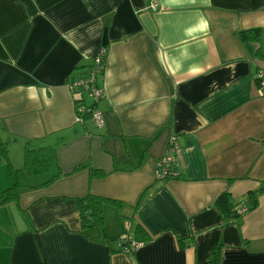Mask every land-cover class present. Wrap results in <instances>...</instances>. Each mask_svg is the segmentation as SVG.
Instances as JSON below:
<instances>
[{"label": "crops", "instance_id": "crops-1", "mask_svg": "<svg viewBox=\"0 0 264 264\" xmlns=\"http://www.w3.org/2000/svg\"><path fill=\"white\" fill-rule=\"evenodd\" d=\"M150 1L0 0V138L17 169L26 144L55 150L0 205V264H264V0ZM103 47L97 127L70 83ZM172 136L180 177L157 179ZM223 192L247 209L226 217ZM88 193L119 205L82 230Z\"/></svg>", "mask_w": 264, "mask_h": 264}, {"label": "trees", "instance_id": "trees-1", "mask_svg": "<svg viewBox=\"0 0 264 264\" xmlns=\"http://www.w3.org/2000/svg\"><path fill=\"white\" fill-rule=\"evenodd\" d=\"M261 28L254 27L250 29L241 30L239 36L244 41H256L261 39ZM93 59L89 69L82 73L88 74L93 70ZM101 72V71H100ZM99 76H97L98 78ZM78 99L75 101L77 102ZM83 117V116H82ZM85 117V116H84ZM55 160V150L50 146L43 147H30L26 144L23 153V166L22 168H14L9 158V150L7 143L0 138V164L5 163L8 185L0 191V205L5 203L16 201L19 195L20 187L22 186L20 181V175L22 171H26L30 174H40L49 170ZM170 169V170H169ZM168 169V174L162 178H179L180 174L177 171L176 163L171 164ZM177 172V173H174ZM93 176H101L102 172L98 170L92 171ZM264 191V187H260L256 191L250 192L251 199L255 202V194ZM77 208L79 211L81 229L86 230L93 227H99L104 223L103 207L106 203L119 205L118 201L110 200L91 193L86 194L83 197L76 199ZM215 206L226 216L233 217L237 215L234 211V207L230 201L229 193H221L215 200ZM135 229L139 231V226L135 225ZM120 240H126L120 239ZM128 241V240H127ZM12 243V237L7 235L0 229V245H10ZM133 252V251H132ZM131 253V252H130ZM128 253V254H130ZM219 255L215 253L211 264H218Z\"/></svg>", "mask_w": 264, "mask_h": 264}, {"label": "built area", "instance_id": "built-area-1", "mask_svg": "<svg viewBox=\"0 0 264 264\" xmlns=\"http://www.w3.org/2000/svg\"><path fill=\"white\" fill-rule=\"evenodd\" d=\"M151 8L155 9L157 6V0L150 1ZM106 49L103 47L93 58V70L86 75H80L70 83V88L73 93L88 94L91 99V104L84 102L83 98H79L76 102V110L80 119L84 116H89L91 121L97 126L103 125L102 113L100 110L94 107V103L104 96L103 90L97 85V76H99L104 68ZM101 71V72H100ZM257 81L261 86H264V71L257 73ZM83 116V117H82ZM179 150V146L176 143L175 136H172L167 143L166 153L157 160L156 163V178L162 179L168 174V169L171 164L176 163V154ZM170 170V169H169ZM176 173V172H174ZM247 209L244 205H237L234 207L236 213L244 212ZM124 239V238H121ZM121 243H127L126 240H120ZM139 243L125 244L123 251L130 253L139 247Z\"/></svg>", "mask_w": 264, "mask_h": 264}, {"label": "rangeland", "instance_id": "rangeland-1", "mask_svg": "<svg viewBox=\"0 0 264 264\" xmlns=\"http://www.w3.org/2000/svg\"><path fill=\"white\" fill-rule=\"evenodd\" d=\"M22 182L24 183V181L22 180Z\"/></svg>", "mask_w": 264, "mask_h": 264}]
</instances>
